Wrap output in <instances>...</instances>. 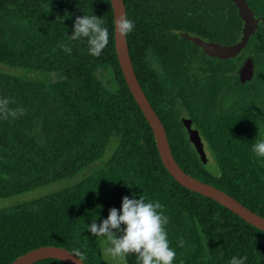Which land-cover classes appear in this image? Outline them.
Instances as JSON below:
<instances>
[{
  "label": "trees",
  "instance_id": "trees-1",
  "mask_svg": "<svg viewBox=\"0 0 264 264\" xmlns=\"http://www.w3.org/2000/svg\"><path fill=\"white\" fill-rule=\"evenodd\" d=\"M124 1L126 18L135 24L126 35L128 51L147 98L153 101L163 93L168 101L175 94L186 104L200 101L202 90L192 89L195 96L189 98L188 89L180 90L173 81L175 89L170 84L167 89L143 62L157 57L169 78L181 73L180 67L166 66V60L178 62L188 49L181 44L162 48L165 31L196 33L225 45L237 42L242 22L232 2ZM249 2L257 16H264V0ZM51 8L70 12L72 20L61 21ZM85 14L101 17L109 32L99 57L87 53L86 38L67 36L73 34L75 18ZM247 53L256 63L253 82L240 83L234 75L237 63L218 62L205 89V141L213 168L193 148L181 145L176 130L166 131L171 154L185 172L264 217V158L251 152L255 139L264 138V24ZM0 64L66 77L38 85L0 70V99H8L10 109H23L15 119L0 118V198L69 180L93 166L75 185L0 210V264L43 246L79 252L85 264H136L135 254L110 260L106 240L86 229L92 220L99 224L107 218L110 208L119 210L122 197L133 193L164 205L170 247L176 252L173 264H229L233 256L264 264V231L181 186L165 168L152 128L120 68L110 0H0ZM101 66L111 68L114 90L98 77ZM35 264L67 263L46 259Z\"/></svg>",
  "mask_w": 264,
  "mask_h": 264
},
{
  "label": "water",
  "instance_id": "water-1",
  "mask_svg": "<svg viewBox=\"0 0 264 264\" xmlns=\"http://www.w3.org/2000/svg\"><path fill=\"white\" fill-rule=\"evenodd\" d=\"M114 11V22L120 16L126 17V5L124 0H110ZM237 7L241 19L244 23L241 39L229 46L218 44L214 41H205L200 37H193L189 33H182L180 39H187L196 46L202 48L204 52L211 57L220 59H235L250 43L252 37L256 34L259 26L264 24V17H256L254 11L250 8L247 0H233ZM185 39V40H186ZM115 47L117 51L118 61L122 70L124 79L130 89L136 103L143 112L147 122L155 136L157 148L161 160L169 172V174L186 189L213 199L215 202L230 210L232 213L246 221L251 226L264 231V217L253 212L243 205L237 199L222 191L221 189L202 182L194 176L183 170L179 163L171 154L170 145L167 139V131L158 114L147 98L139 79L136 75L135 68L128 51L126 35H122L115 26ZM234 75L238 76L241 84L253 82L256 77V63L251 55L238 62ZM193 121L186 123L189 133L190 142L194 145L200 161L204 165L209 164V157L204 147L201 135L198 129L192 128ZM46 259H56L67 264H85L75 253L67 248L58 246H43L20 256L11 264H35Z\"/></svg>",
  "mask_w": 264,
  "mask_h": 264
},
{
  "label": "clouds",
  "instance_id": "clouds-1",
  "mask_svg": "<svg viewBox=\"0 0 264 264\" xmlns=\"http://www.w3.org/2000/svg\"><path fill=\"white\" fill-rule=\"evenodd\" d=\"M115 26L122 35L131 33L134 21L124 16L116 19ZM73 34L67 35L72 41L85 40L87 53L99 57L109 41V32L104 27V20L94 15L77 16L73 22ZM71 52L70 47H65ZM8 99H0V118L15 119L23 115V109H10ZM251 152L256 158H264V138L255 139ZM219 176V172L216 173ZM135 193L131 197L123 196L118 210L112 207L107 218L99 224L96 219L88 223L87 230L96 238H104L110 247L107 252L113 258L123 260L129 254H135L136 264H173L176 252L170 247L166 226L168 217L164 214V205L158 200H147L145 196ZM81 260V253L76 254ZM247 257H231L229 264H246Z\"/></svg>",
  "mask_w": 264,
  "mask_h": 264
},
{
  "label": "flooded vegetation",
  "instance_id": "flooded-vegetation-1",
  "mask_svg": "<svg viewBox=\"0 0 264 264\" xmlns=\"http://www.w3.org/2000/svg\"><path fill=\"white\" fill-rule=\"evenodd\" d=\"M230 1L235 6L233 0H230ZM247 2L249 3L250 8L254 11V9L250 5L249 0H247ZM235 8L242 22L241 36H240V39H241L244 23L241 19V16L236 6ZM255 16L264 17V16H257L256 13H255ZM262 25L263 23L259 26L258 30L260 29ZM182 33H189L193 37L202 38L196 33L171 30V31H165L163 33V37H162L163 43L162 45H160L162 48H167V47H170L172 44H181L182 47H185L188 49L187 51L188 53L185 54V56L181 58L178 62L172 61L173 59L171 61L166 60L167 61V63L165 64L166 66L169 65L170 67H173V68L180 67L179 69L181 73H179L178 77L169 78L162 62L157 57L147 56V58L144 59L143 66H145L144 68H147L148 66L152 67L153 73L155 76L154 78L157 79V81L160 84H162L163 87H166L167 89L169 88L168 87L169 84H170V88L175 89L174 87L171 86L172 81H173L177 84L178 87L180 86V90L181 88L188 89L187 95L189 96V98H194L195 96L192 94V91H191L192 89H194V91H200V90L203 91L201 94L202 97L200 101L193 99V100H190L188 104H186L182 100L180 94H175L174 99L170 101L166 100L163 93H161L160 95L156 97H153L154 98L153 101L149 100L153 108L155 109L156 113L158 114L160 120L162 121L163 125L165 126V128L167 129V127H169L171 130H176L179 135V139L181 140L180 142L181 145L187 146L189 148H193L196 152L194 145L190 142L189 133L186 128V123L189 120L193 121L192 128L198 129L201 135L202 141L204 143V147L207 150L208 149L207 142L205 141V98H206L205 89L209 83V78L211 76V70L219 66V64H217L218 62H222V63L230 62L232 63V65H235L236 63L242 61V59L246 58L248 55L247 52H248V46L250 43L247 45V47L243 50V52L238 57H236L235 59L226 60V59H220L217 57H211L209 54L204 52L202 48L196 46L192 42H189L186 38H185L186 41L185 39H180ZM205 41L209 42L212 40H205ZM184 44H186V46ZM218 44H221V43H218ZM233 44H230V45H233ZM221 45H225V44H221ZM225 46H229V45H225ZM144 48L147 49L146 46H144ZM144 78L146 82L147 79L146 77ZM196 106L201 107L200 112L197 111Z\"/></svg>",
  "mask_w": 264,
  "mask_h": 264
},
{
  "label": "rangeland",
  "instance_id": "rangeland-1",
  "mask_svg": "<svg viewBox=\"0 0 264 264\" xmlns=\"http://www.w3.org/2000/svg\"><path fill=\"white\" fill-rule=\"evenodd\" d=\"M50 11L65 23L70 22L72 20L73 15L68 11L59 10L56 8H51ZM0 70L38 85H50L52 83H57L66 80V77L62 73L32 72L21 68H13L3 64H0ZM98 77L108 88L112 90L115 89L114 81H113L114 79L111 73V68L109 66H101L98 69ZM111 152H112V147L108 149L107 154H110ZM206 152L209 157L208 166L210 168H213L214 162L211 158L210 152L208 149L206 150ZM91 168L69 180H65L49 186H43L33 191L21 195L13 196L10 198H0V210L14 208L22 203H26L32 200L42 198L59 189L75 185L76 183L82 181L86 175L91 173V171L93 170V168L92 169ZM106 245L107 248L110 247L107 241H106ZM109 259L114 262L117 261V258H113L112 256H109Z\"/></svg>",
  "mask_w": 264,
  "mask_h": 264
}]
</instances>
